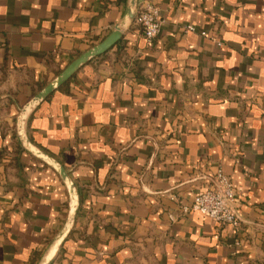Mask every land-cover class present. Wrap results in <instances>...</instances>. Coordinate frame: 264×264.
Here are the masks:
<instances>
[{
	"label": "crops",
	"instance_id": "obj_1",
	"mask_svg": "<svg viewBox=\"0 0 264 264\" xmlns=\"http://www.w3.org/2000/svg\"><path fill=\"white\" fill-rule=\"evenodd\" d=\"M127 0H0V264H264V0H137L119 42L29 116L19 110L102 42ZM158 9L148 44L138 9ZM192 26L194 32L186 28ZM203 33V35H201ZM231 181L237 228L181 206Z\"/></svg>",
	"mask_w": 264,
	"mask_h": 264
},
{
	"label": "water",
	"instance_id": "obj_2",
	"mask_svg": "<svg viewBox=\"0 0 264 264\" xmlns=\"http://www.w3.org/2000/svg\"><path fill=\"white\" fill-rule=\"evenodd\" d=\"M136 5L137 0H127L124 15L122 19L117 24H115L112 32L102 42L90 48L89 50L78 56L75 60H73L59 75H57L51 82L43 87L29 102H27L19 110V114L16 118V136L21 148L25 152L51 168L60 178L62 183L66 186V189L68 191L70 203L69 214L64 228L55 240L56 243L60 242L64 238L73 224L76 212L77 197L73 189V184L68 177V173L63 169V167H61V165L55 160L35 148L27 138L25 132L27 120L35 110V108L42 101H44L51 93L65 84L81 67H83L90 60L103 55L119 42L125 30L128 28L129 24L134 18ZM52 249L53 248H51L49 252L42 258L39 264H49V258Z\"/></svg>",
	"mask_w": 264,
	"mask_h": 264
},
{
	"label": "built area",
	"instance_id": "obj_3",
	"mask_svg": "<svg viewBox=\"0 0 264 264\" xmlns=\"http://www.w3.org/2000/svg\"><path fill=\"white\" fill-rule=\"evenodd\" d=\"M159 18L158 9L150 4L141 5L137 11L136 21L148 44H151L160 33L161 21ZM186 30L194 32L195 28L188 26ZM236 201L237 193L231 181L222 173H218L214 186L196 193L190 204L181 206L180 211L182 214L196 212L218 226L237 228L239 220L234 210Z\"/></svg>",
	"mask_w": 264,
	"mask_h": 264
}]
</instances>
